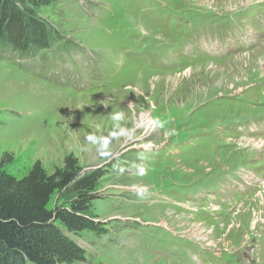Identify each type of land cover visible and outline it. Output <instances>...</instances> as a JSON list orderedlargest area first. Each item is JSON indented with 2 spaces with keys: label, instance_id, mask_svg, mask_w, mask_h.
Returning <instances> with one entry per match:
<instances>
[{
  "label": "rangeland",
  "instance_id": "obj_1",
  "mask_svg": "<svg viewBox=\"0 0 264 264\" xmlns=\"http://www.w3.org/2000/svg\"><path fill=\"white\" fill-rule=\"evenodd\" d=\"M8 13L2 169L80 167L48 204L71 223L51 221L57 264H264V0H11ZM119 111L131 138L111 136ZM145 113L153 126L138 127ZM88 135L108 137L107 157Z\"/></svg>",
  "mask_w": 264,
  "mask_h": 264
},
{
  "label": "trees",
  "instance_id": "obj_2",
  "mask_svg": "<svg viewBox=\"0 0 264 264\" xmlns=\"http://www.w3.org/2000/svg\"><path fill=\"white\" fill-rule=\"evenodd\" d=\"M38 6L44 0H27ZM11 0H0V21L7 18ZM27 14V13H26ZM24 41H21L23 43ZM80 170L72 155L64 158L63 167L48 174L36 161L21 178L2 169L0 161V264H57L52 245L51 221L71 225L58 209L48 208L52 195L76 179ZM95 180L77 183V192L91 190Z\"/></svg>",
  "mask_w": 264,
  "mask_h": 264
},
{
  "label": "clouds",
  "instance_id": "obj_3",
  "mask_svg": "<svg viewBox=\"0 0 264 264\" xmlns=\"http://www.w3.org/2000/svg\"><path fill=\"white\" fill-rule=\"evenodd\" d=\"M112 120L114 121V130L111 132V136L113 138L118 137H128L131 138V131L123 126H121L122 121L125 120V114L122 111L114 112L112 114ZM156 126L162 127L163 125L159 122H155ZM171 134V133H170ZM87 140L90 144L98 146V151H100L101 156L107 157L109 153L107 151H104V149L107 148L109 144L108 137H96L95 135H88ZM121 171H123L121 169ZM146 170L143 167L139 168V174L144 175Z\"/></svg>",
  "mask_w": 264,
  "mask_h": 264
},
{
  "label": "bare ground",
  "instance_id": "obj_4",
  "mask_svg": "<svg viewBox=\"0 0 264 264\" xmlns=\"http://www.w3.org/2000/svg\"><path fill=\"white\" fill-rule=\"evenodd\" d=\"M140 116H141V118H140L141 121H140L138 127H141L142 125H145L146 123H150L153 126V122H150L151 120H150V114L149 113H145V114H142ZM257 264H259V263H257Z\"/></svg>",
  "mask_w": 264,
  "mask_h": 264
}]
</instances>
